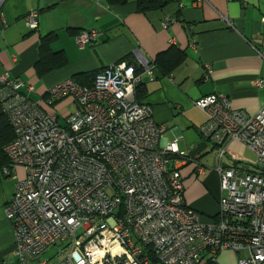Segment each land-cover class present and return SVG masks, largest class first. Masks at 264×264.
Segmentation results:
<instances>
[{
  "label": "built area",
  "instance_id": "obj_1",
  "mask_svg": "<svg viewBox=\"0 0 264 264\" xmlns=\"http://www.w3.org/2000/svg\"><path fill=\"white\" fill-rule=\"evenodd\" d=\"M37 17L30 12L27 25L37 28ZM174 21L168 17L165 27ZM98 35L81 30L76 41L83 48ZM140 65L113 63L91 86L71 78L52 86L48 105L65 98L77 104L63 119L31 97V84L0 73V102L15 131L2 172L11 177L16 167L25 169L5 207L18 261L58 245L61 258L51 264H220L226 250L243 254L238 264H264V107L250 115L221 93L195 101L207 116L202 136L218 146L219 210L204 221L186 204L180 167L191 161L204 168L177 140L160 145L166 126L136 99L145 75L154 77V64ZM234 141L256 155V168L223 165Z\"/></svg>",
  "mask_w": 264,
  "mask_h": 264
},
{
  "label": "crops",
  "instance_id": "obj_2",
  "mask_svg": "<svg viewBox=\"0 0 264 264\" xmlns=\"http://www.w3.org/2000/svg\"><path fill=\"white\" fill-rule=\"evenodd\" d=\"M194 1L173 0L163 9L142 13L135 0L116 5L107 0H3L0 73L8 71L31 84L35 89L31 97L63 119L77 104L65 98L48 105L46 94L55 84L102 70L124 56L140 65L142 59L153 63L172 46L184 50L185 61L170 73H155L152 78L145 75L143 101L152 107L155 120L166 126L160 145L177 140L179 150L188 151L204 168L200 172L189 161L180 170L186 204L204 221H210L218 213L221 195L215 171L218 146L202 136L200 127L207 116L195 101L221 93L235 109L250 115L264 107V85H256L258 80L264 81V0H207L201 5ZM32 11L38 12L34 29L26 21ZM168 17L175 21L166 28ZM81 30H96L99 35L82 48L76 41V32ZM52 32L57 34L52 49L63 51L67 63L39 76L35 64L40 58L41 37ZM254 157L248 147L234 141L222 163L252 169ZM24 175L25 169L18 166L14 176L6 177L0 166V264H21L14 254V229L5 207L14 197L17 180ZM35 263L30 259L25 264Z\"/></svg>",
  "mask_w": 264,
  "mask_h": 264
},
{
  "label": "trees",
  "instance_id": "obj_3",
  "mask_svg": "<svg viewBox=\"0 0 264 264\" xmlns=\"http://www.w3.org/2000/svg\"><path fill=\"white\" fill-rule=\"evenodd\" d=\"M109 4H125L129 0H107ZM137 3V10L142 13H148L151 11H157L163 9L173 0H135ZM80 31L76 32L79 33ZM57 36L56 32L49 33L41 37L40 42V58L35 64L36 72L39 76H44L63 67L67 63L66 55L63 51H54L52 49L53 39ZM186 52L177 47H170L167 51L160 53L154 60L155 73H160L161 75H166L174 70L175 67L180 65L185 61ZM127 61L128 63H133L129 57L124 56L119 61ZM103 70V69H102ZM102 70L95 72H84L75 75L74 80L80 85L91 86L96 78V75ZM141 68H138L140 71ZM146 82H140L136 89V99L139 102L145 103L143 101L146 96ZM15 138V131L11 124L7 113L4 111L3 105L0 102V166L10 165L11 161L8 157L5 147L11 143Z\"/></svg>",
  "mask_w": 264,
  "mask_h": 264
},
{
  "label": "rangeland",
  "instance_id": "obj_4",
  "mask_svg": "<svg viewBox=\"0 0 264 264\" xmlns=\"http://www.w3.org/2000/svg\"><path fill=\"white\" fill-rule=\"evenodd\" d=\"M257 164L258 161L255 155L253 159V168H256ZM60 250L61 248L58 245L51 246L46 252L34 259L36 261L35 264H39V262L43 260H48L50 264L58 262L61 258L59 254ZM241 257H243V254L236 253L232 250H226L218 255V262L220 264H238V259Z\"/></svg>",
  "mask_w": 264,
  "mask_h": 264
},
{
  "label": "water",
  "instance_id": "obj_5",
  "mask_svg": "<svg viewBox=\"0 0 264 264\" xmlns=\"http://www.w3.org/2000/svg\"><path fill=\"white\" fill-rule=\"evenodd\" d=\"M1 4H2V0H0V6H1ZM136 65H137V63H135Z\"/></svg>",
  "mask_w": 264,
  "mask_h": 264
}]
</instances>
